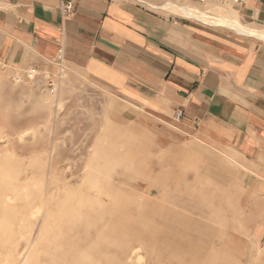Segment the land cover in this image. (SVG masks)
Here are the masks:
<instances>
[{
	"label": "rangeland",
	"instance_id": "obj_1",
	"mask_svg": "<svg viewBox=\"0 0 264 264\" xmlns=\"http://www.w3.org/2000/svg\"><path fill=\"white\" fill-rule=\"evenodd\" d=\"M25 69L0 61V264H264L232 160L60 59Z\"/></svg>",
	"mask_w": 264,
	"mask_h": 264
},
{
	"label": "crops",
	"instance_id": "obj_2",
	"mask_svg": "<svg viewBox=\"0 0 264 264\" xmlns=\"http://www.w3.org/2000/svg\"><path fill=\"white\" fill-rule=\"evenodd\" d=\"M231 17L263 33L264 0H0V61L39 69L60 59L119 100L174 118L232 160L264 205V38L217 22Z\"/></svg>",
	"mask_w": 264,
	"mask_h": 264
},
{
	"label": "bare ground",
	"instance_id": "obj_3",
	"mask_svg": "<svg viewBox=\"0 0 264 264\" xmlns=\"http://www.w3.org/2000/svg\"><path fill=\"white\" fill-rule=\"evenodd\" d=\"M169 4V3H168ZM178 8V7H177ZM176 8V9H177ZM182 8V7H181ZM179 8V9H181ZM183 10V13L188 15V16H194V17H197V18H201V19H205L206 18V14L205 13H201V12H194V11H190V10H187V9H182ZM232 15V14H231ZM233 16V15H232ZM216 18H218L216 16ZM208 20V19H207ZM219 23H223L225 25H228V26H231L233 27L234 29H236L237 31L239 32H242V33H247V34H256L257 37L260 36L262 38H264V32L263 33H260L258 34V32H255L254 30H251V28L249 29L248 27H246L245 25H242L240 24L235 17L233 18H230V19H218ZM261 31V30H259ZM63 257V256H62ZM74 257V256H73ZM68 261V260H67ZM71 262V261H70Z\"/></svg>",
	"mask_w": 264,
	"mask_h": 264
},
{
	"label": "built area",
	"instance_id": "obj_4",
	"mask_svg": "<svg viewBox=\"0 0 264 264\" xmlns=\"http://www.w3.org/2000/svg\"><path fill=\"white\" fill-rule=\"evenodd\" d=\"M72 10V3L69 1L63 6V11L69 13ZM38 73V69L35 67H29L25 69V75L27 78L32 79ZM264 248V244H263Z\"/></svg>",
	"mask_w": 264,
	"mask_h": 264
}]
</instances>
